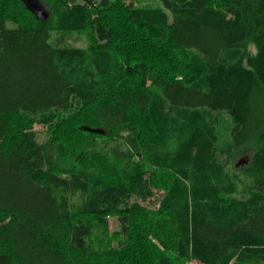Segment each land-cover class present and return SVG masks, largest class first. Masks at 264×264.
Instances as JSON below:
<instances>
[{
  "label": "trees",
  "instance_id": "1",
  "mask_svg": "<svg viewBox=\"0 0 264 264\" xmlns=\"http://www.w3.org/2000/svg\"><path fill=\"white\" fill-rule=\"evenodd\" d=\"M35 1L0 0V264H264V0Z\"/></svg>",
  "mask_w": 264,
  "mask_h": 264
},
{
  "label": "rangeland",
  "instance_id": "2",
  "mask_svg": "<svg viewBox=\"0 0 264 264\" xmlns=\"http://www.w3.org/2000/svg\"><path fill=\"white\" fill-rule=\"evenodd\" d=\"M127 4H133L135 7H144V6H152V7H161L162 2L160 0H126ZM47 8V7H46ZM51 42L56 46L61 47H85L87 44L86 38L84 36H80L78 34H69V33H59L54 32L51 34ZM253 49V48H252ZM35 130L38 132V139L40 143H45L49 140L48 128L43 127L41 125H36ZM253 156V152L250 150H242V154L238 157L235 162H239L241 159L251 160ZM228 162L232 161V158L227 157ZM235 172V171H234ZM237 174L240 175L242 183L239 185L240 190L238 192L237 198L239 199H248L252 193L251 187L253 182L248 176L243 174V171H236ZM233 174V171H231ZM164 191V190H163ZM160 191V192H163ZM158 193V192H157ZM165 192L156 194L155 200H153L154 205L153 208L157 209L160 206L161 201L165 197ZM264 222V217H263ZM110 228L111 231H115L118 229V224L116 218L110 219Z\"/></svg>",
  "mask_w": 264,
  "mask_h": 264
},
{
  "label": "water",
  "instance_id": "3",
  "mask_svg": "<svg viewBox=\"0 0 264 264\" xmlns=\"http://www.w3.org/2000/svg\"><path fill=\"white\" fill-rule=\"evenodd\" d=\"M26 7L29 11L40 21H45L49 18L50 14L48 11L35 0H26ZM241 166L245 165V163H241Z\"/></svg>",
  "mask_w": 264,
  "mask_h": 264
},
{
  "label": "built area",
  "instance_id": "4",
  "mask_svg": "<svg viewBox=\"0 0 264 264\" xmlns=\"http://www.w3.org/2000/svg\"><path fill=\"white\" fill-rule=\"evenodd\" d=\"M96 3H97V0H95L94 5H96Z\"/></svg>",
  "mask_w": 264,
  "mask_h": 264
}]
</instances>
